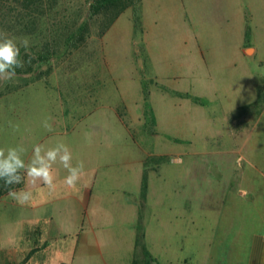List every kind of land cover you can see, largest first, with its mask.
<instances>
[{
    "label": "rangeland",
    "instance_id": "374dc122",
    "mask_svg": "<svg viewBox=\"0 0 264 264\" xmlns=\"http://www.w3.org/2000/svg\"><path fill=\"white\" fill-rule=\"evenodd\" d=\"M89 1L57 0L48 24L79 22ZM138 16L139 29L129 9L101 37L92 27L85 42L54 61L43 80L22 75L0 82V148L22 146L27 164L35 145L64 143L73 166L78 161L85 166L74 188L63 183L68 172L59 163L53 165L55 190L25 177L21 189L33 193L29 205L9 194L0 198V264H149L144 251L156 264H202V258L188 260L187 250L174 249L166 226L174 212L163 206L159 189L172 199L178 171L188 175L174 159L191 147L177 139H195L204 147V135L222 131L224 96L231 106L251 92L254 78L264 76V0H141ZM246 26L245 48L256 53L241 62L236 50H242ZM7 33L28 37L30 45L41 37ZM143 87L154 134L141 116ZM182 95L213 98L205 112L214 123L191 130L187 109L193 103ZM49 117L52 131L43 127ZM201 211L194 212L197 219L216 213ZM35 225L43 249L31 256L23 234ZM135 236L142 238L132 249ZM196 239V254L202 256L206 244ZM212 261L224 264V258Z\"/></svg>",
    "mask_w": 264,
    "mask_h": 264
},
{
    "label": "crops",
    "instance_id": "0c3cea01",
    "mask_svg": "<svg viewBox=\"0 0 264 264\" xmlns=\"http://www.w3.org/2000/svg\"><path fill=\"white\" fill-rule=\"evenodd\" d=\"M241 48L236 50L241 62L256 53L254 49L243 50L242 42ZM196 98L203 99L204 105L191 101L193 107L187 109L191 130L199 123L206 127L214 123L205 112L214 106L213 98ZM228 102L230 99L224 96L222 131L215 136L204 135V147L198 148L195 139H177L191 147L174 159L177 166L188 168V175L178 171L172 199L160 187V201L168 210L172 206L173 219L167 220L166 226L176 252L189 253L185 259L202 258V264H213L209 261L216 258H224V264H264V76L254 78L246 96L236 99L231 106L226 105ZM159 179L161 184L165 183L164 178ZM148 191L146 177L142 200L147 198ZM199 208L216 213H204L197 219L194 212ZM23 236L28 241V255L43 249L40 226L35 225L28 233L24 231ZM197 237L206 244L201 249L202 256L196 254ZM134 241L135 237L132 249Z\"/></svg>",
    "mask_w": 264,
    "mask_h": 264
},
{
    "label": "trees",
    "instance_id": "16d2710c",
    "mask_svg": "<svg viewBox=\"0 0 264 264\" xmlns=\"http://www.w3.org/2000/svg\"><path fill=\"white\" fill-rule=\"evenodd\" d=\"M141 0H90L87 3L86 13L77 23L69 25L58 24L52 27L48 24V17L57 4V0H0V31L12 32L21 35H41L37 44H31L29 55L21 48V58L26 61L24 67L18 68L17 76H31L32 81L45 79L52 70L51 64L62 57L69 56L72 51L82 45L95 27V35L101 37L126 9L131 11L132 25L139 29V5ZM45 24L39 31L40 25ZM43 32V33H42ZM248 27L244 29L243 46L247 44ZM143 52V50H141ZM45 66L44 69H41ZM24 85H27L26 83ZM190 101L204 105V100L189 95H182ZM144 109L142 120L150 128L149 134H154V118L147 105L148 93L142 88ZM23 176V171L21 172ZM146 170L142 171L140 180V196L143 198L146 190ZM24 182L19 185L5 186L0 180V198L8 195L10 190H19ZM142 236H135L134 246H138ZM147 263L156 264L155 260L144 251Z\"/></svg>",
    "mask_w": 264,
    "mask_h": 264
},
{
    "label": "clouds",
    "instance_id": "9594fccd",
    "mask_svg": "<svg viewBox=\"0 0 264 264\" xmlns=\"http://www.w3.org/2000/svg\"><path fill=\"white\" fill-rule=\"evenodd\" d=\"M21 48L25 50V55H29L30 39L28 37L14 38L5 31H0V82L13 81L17 76V69L23 68L26 61L21 58ZM51 117L43 121V127L47 131H52L49 123ZM13 130H18L17 125H11ZM25 149L22 146L9 147L7 150L0 148V180L5 186L19 185L25 181L32 185L42 182L50 191L55 190V173L53 165L59 163L67 170L68 175L63 183L69 187H76L81 177L84 175V163L78 161L75 166L72 162V153L64 143H57L54 147L47 148L43 145H35L32 157L26 164L22 158ZM25 175H21V172ZM9 195L21 206L29 205L33 200V193L30 190L19 189L10 190Z\"/></svg>",
    "mask_w": 264,
    "mask_h": 264
},
{
    "label": "water",
    "instance_id": "95a60500",
    "mask_svg": "<svg viewBox=\"0 0 264 264\" xmlns=\"http://www.w3.org/2000/svg\"><path fill=\"white\" fill-rule=\"evenodd\" d=\"M243 50H252V48L251 47H246V48H244ZM245 56L247 57V58H250V55L249 54H245Z\"/></svg>",
    "mask_w": 264,
    "mask_h": 264
},
{
    "label": "built area",
    "instance_id": "2783aa9c",
    "mask_svg": "<svg viewBox=\"0 0 264 264\" xmlns=\"http://www.w3.org/2000/svg\"><path fill=\"white\" fill-rule=\"evenodd\" d=\"M262 236H263V238H264V228H263Z\"/></svg>",
    "mask_w": 264,
    "mask_h": 264
}]
</instances>
